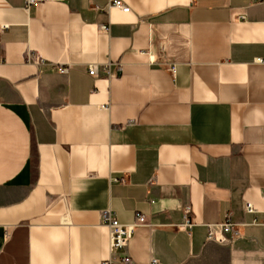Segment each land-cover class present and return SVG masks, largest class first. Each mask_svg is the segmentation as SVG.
Segmentation results:
<instances>
[{
  "label": "crops",
  "instance_id": "obj_1",
  "mask_svg": "<svg viewBox=\"0 0 264 264\" xmlns=\"http://www.w3.org/2000/svg\"><path fill=\"white\" fill-rule=\"evenodd\" d=\"M32 1L0 0V264L115 263L106 210L147 220L131 264H264V0Z\"/></svg>",
  "mask_w": 264,
  "mask_h": 264
},
{
  "label": "built area",
  "instance_id": "obj_2",
  "mask_svg": "<svg viewBox=\"0 0 264 264\" xmlns=\"http://www.w3.org/2000/svg\"><path fill=\"white\" fill-rule=\"evenodd\" d=\"M32 3V0H27V5ZM105 9H117L122 13H128L130 10L129 7L126 6L121 0H111L107 4ZM101 30L108 31V27L102 26ZM25 60L27 63H33L37 66L45 65L43 60L31 54H27ZM58 70L61 72L65 71L61 67H58ZM170 70L173 72L174 66H172ZM105 71L109 76L110 72L108 66L105 67ZM88 75L94 78L97 77L95 66L91 65L88 67ZM121 182H124V180H121ZM262 196L264 198V190ZM244 210L246 213H254V209L250 203H245ZM189 214L190 210L186 209L184 212V221L181 225L185 229L190 228L192 225ZM101 225L108 231L110 255L111 257L117 258V261L115 263L109 259L104 261L102 264H131L130 257L127 253L129 241L137 227L147 225L145 216H137L134 222H132L131 224H121L109 210H106L101 212ZM235 226L236 225L230 221V218L227 215L224 222L207 226L208 240L213 241L217 244L230 243L233 240V236L236 235ZM216 230L219 232V234L215 233ZM226 235H228V237ZM150 264H157V262L151 259Z\"/></svg>",
  "mask_w": 264,
  "mask_h": 264
}]
</instances>
